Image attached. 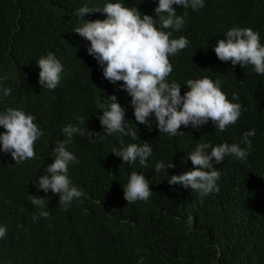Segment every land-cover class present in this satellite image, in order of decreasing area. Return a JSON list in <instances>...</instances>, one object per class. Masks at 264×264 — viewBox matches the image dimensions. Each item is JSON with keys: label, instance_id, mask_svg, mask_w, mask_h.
I'll return each mask as SVG.
<instances>
[{"label": "trees", "instance_id": "obj_1", "mask_svg": "<svg viewBox=\"0 0 264 264\" xmlns=\"http://www.w3.org/2000/svg\"><path fill=\"white\" fill-rule=\"evenodd\" d=\"M108 2L117 0H0V112L12 107L32 114L43 133L31 160L16 163L0 145V226L6 228L0 264H264V75L253 65L221 61L214 51L233 27L252 26L264 45V0H204L195 11L173 5L184 24L179 31H164L189 43L169 56L173 71L167 81L180 84L183 95L190 90L187 80L207 76L219 82L230 101L242 105L238 121L223 132L189 124L181 125L183 134L176 136L160 132L154 114L151 131L135 121L123 81L113 84L103 77L102 67L88 54L90 42L74 31L83 24L78 9L92 10L85 20L102 21ZM119 2L153 16L159 27L158 0ZM49 52L63 65L55 89L39 84L37 61ZM4 88L11 89L9 96L3 95ZM112 95L125 109V122L137 131L136 139L122 133L101 139L90 133L106 135L97 105L110 104ZM207 124L214 125L211 120ZM68 125L84 134L66 136L62 129ZM252 129L246 159L228 155L221 164L212 161L220 172L219 192L201 196L190 187L169 184L187 151L199 142L243 148L244 133ZM60 142L77 158L68 175L83 193L67 211L59 206L58 194L45 193L35 182L47 174ZM144 142L152 148L146 167L138 161L124 163L113 153ZM160 161L175 167L156 172ZM132 171L148 180L152 195L146 201L124 198ZM37 195L50 203V215L34 222L31 196Z\"/></svg>", "mask_w": 264, "mask_h": 264}, {"label": "clouds", "instance_id": "obj_2", "mask_svg": "<svg viewBox=\"0 0 264 264\" xmlns=\"http://www.w3.org/2000/svg\"><path fill=\"white\" fill-rule=\"evenodd\" d=\"M173 5L190 7L191 11H195L204 6V0H158L155 16L159 17V27L153 16L142 14L136 7L125 6L119 0L105 4L102 11L107 14V18L102 21L85 20L84 16L92 10L81 7L77 15L82 18L83 24L74 31L90 42L88 54L102 67L103 77L113 84L123 81L122 88L131 97L135 121L148 127L149 131V118L154 114L159 131L171 136L183 134L178 132V129L181 125L187 127L189 124L194 129L210 125L223 132L229 125L238 121L242 105L230 101L218 81L214 82L207 76L189 79L186 85L190 90L183 95L180 84L167 81L173 71L169 56L185 49L189 43L184 36L170 38L172 33L164 31H179L184 24L183 16L176 14ZM225 36L226 39L218 40L214 47L218 59L231 61L233 66L253 65L257 74L264 75V45L260 42L258 30L252 26L233 27ZM37 64L40 69L39 84L43 88L55 89L62 79V63L49 52L42 56ZM10 94V88L3 89L5 97ZM108 97L110 104L97 105V108L103 110L99 120L106 135L90 133L101 139L115 133L136 139L137 131L125 122V109L117 102L115 95ZM233 100H239L236 93H233ZM34 120L32 114L12 107L0 112V126L5 129V132L0 133V145L3 152L11 153L16 163L31 160L36 156L35 142L43 133ZM209 120L215 126L207 124ZM78 131L81 135L84 134L72 125L62 129L68 137ZM254 135L255 129L244 133L243 148L236 143L225 142L212 146L199 142L187 151L185 162L177 169V175L169 177V184L190 187L201 196L219 192L217 181L220 179V172L213 166L212 161L221 164L228 155L246 159L249 155L248 149L251 148L248 138ZM113 153L124 163L132 165L138 161L142 167H146V161L152 155V148L148 142L142 145L130 143L120 151L114 150ZM52 154L54 161L47 166V174L40 176L35 182L38 189H43L45 193L51 190L53 194H58L59 206H63L67 211V206L73 199L83 194L72 185L68 175L69 164L76 162L77 158L66 149L65 142L58 143ZM174 167L172 162L165 164L160 161L156 163L155 171ZM123 190L128 203L146 201L152 195L145 175L137 171L131 172ZM31 204L35 206L32 212L34 222L39 216L47 218L50 215V203L46 204L45 198L39 195L31 196ZM51 204L58 208V205ZM5 235L6 228L0 226V239Z\"/></svg>", "mask_w": 264, "mask_h": 264}]
</instances>
